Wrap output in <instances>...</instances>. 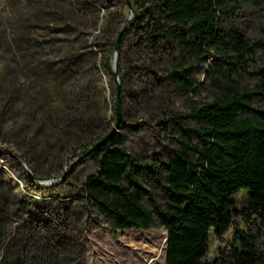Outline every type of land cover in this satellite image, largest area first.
<instances>
[{"label": "rangeland", "instance_id": "1", "mask_svg": "<svg viewBox=\"0 0 264 264\" xmlns=\"http://www.w3.org/2000/svg\"><path fill=\"white\" fill-rule=\"evenodd\" d=\"M229 12L223 29L241 32L250 43L264 36V7L240 3ZM129 17L122 0H0V264H166L167 232L158 219L148 230L114 231L109 218L82 200L85 181L97 169L94 159L72 164L75 148L98 139L87 123L100 120L97 134L115 124L116 83L104 63ZM135 42L126 37L120 62L124 127L118 132L128 152L166 162L180 133L169 111L185 115L193 102L212 100L216 90L205 72L212 63L193 72L196 86L188 94L165 80L152 86L150 56L137 52ZM260 64L257 51L249 72L238 69L232 76L253 85L251 70ZM182 122L199 125L186 115ZM147 190L148 209L163 205L162 191ZM248 195H235V208L242 210ZM235 220L248 230L242 215ZM233 236L234 227L221 239L211 230L203 260L215 261Z\"/></svg>", "mask_w": 264, "mask_h": 264}, {"label": "trees", "instance_id": "2", "mask_svg": "<svg viewBox=\"0 0 264 264\" xmlns=\"http://www.w3.org/2000/svg\"><path fill=\"white\" fill-rule=\"evenodd\" d=\"M131 1L137 16L121 40L119 74L125 39L131 34L136 38V51L150 56L147 61L154 74L150 85L165 80L188 94L196 86L193 72L211 61L205 72L216 93L211 101L193 102L191 112L185 114L199 123L196 127L182 122L185 115L169 111L180 133L178 149L166 162L128 152L119 132L101 149L81 158L94 159L97 168L85 181L82 200L109 218L114 231L148 230L158 219L167 232L166 264H264V36L250 43L241 32L222 28L225 15L236 5L246 3L260 9L264 0ZM114 44L115 40L104 63L113 79ZM175 50L179 57L164 56ZM257 51L261 64L251 70L256 82L243 85L232 73L238 69L249 72L248 61ZM97 123L86 126L99 139L112 127L106 125L97 134L102 126L100 120ZM95 141L75 148L73 158ZM148 187L165 196L163 205L153 210L143 204ZM242 190L249 195L247 204L238 210L234 196ZM238 215L250 222L248 230L236 224ZM231 227L230 246L206 263L211 230L221 239Z\"/></svg>", "mask_w": 264, "mask_h": 264}, {"label": "water", "instance_id": "3", "mask_svg": "<svg viewBox=\"0 0 264 264\" xmlns=\"http://www.w3.org/2000/svg\"><path fill=\"white\" fill-rule=\"evenodd\" d=\"M122 1L128 5L129 10H130V17L127 20L125 26L119 31V33L116 37V40H115L114 50H113L112 68H113L114 81L116 83V100H115L116 121H115L114 126L111 128V130H109V132H107L102 137H100L98 140H96L91 145H89L88 148H86L83 151L81 156L74 158V162H72V164L75 163L77 160L83 158L84 156L91 154L93 152H96L99 149H101L106 143H108V141H110L115 136V134L118 132V130L121 126V122H122V86H121L120 74H119L120 45H121V40H122L125 29L128 27V25L137 16V12L134 8L133 2L131 0H122ZM19 160L24 164V166L26 167L29 174L32 175L31 171L27 167L26 163L24 161H22L21 159H19ZM66 173L67 172H65L60 177V179H63L66 176ZM49 180L57 181L59 179L50 178Z\"/></svg>", "mask_w": 264, "mask_h": 264}]
</instances>
